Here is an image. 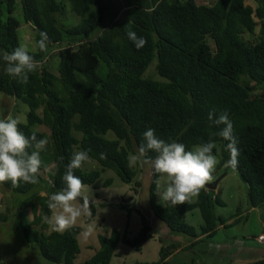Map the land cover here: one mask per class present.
<instances>
[{
    "label": "trees",
    "instance_id": "trees-1",
    "mask_svg": "<svg viewBox=\"0 0 264 264\" xmlns=\"http://www.w3.org/2000/svg\"><path fill=\"white\" fill-rule=\"evenodd\" d=\"M18 10L36 31L33 51L20 44ZM0 54V92L28 107L25 123L8 113L0 130V187L29 194L18 208L19 228L44 259L76 264L81 253V227L50 228L54 210L72 190L113 170L138 193L132 155L162 167L150 196L156 219L195 238L188 246L162 247L157 261L136 264H171L178 249L193 250L227 227L215 213L222 204L214 196L217 186L206 185L215 175L176 166L172 159L179 151L202 146L206 159L220 156V165L233 167L248 184L252 207L264 209V0L129 6L115 0H0ZM155 59L159 80L144 78ZM108 132L117 139L107 140ZM86 158L100 168L85 171ZM166 168L184 176L201 173L195 202L170 192L164 207L157 203ZM76 198L95 215V205ZM195 209L204 220L200 233L183 219ZM141 219L133 238L117 229L100 235V248L82 264H112L121 243L142 250L153 236Z\"/></svg>",
    "mask_w": 264,
    "mask_h": 264
},
{
    "label": "rangeland",
    "instance_id": "rangeland-1",
    "mask_svg": "<svg viewBox=\"0 0 264 264\" xmlns=\"http://www.w3.org/2000/svg\"><path fill=\"white\" fill-rule=\"evenodd\" d=\"M150 0H115L117 6H129L131 4H146ZM198 4L211 5L214 0H196ZM252 6H256L251 2ZM115 10V9H114ZM68 15L73 14L68 10ZM22 21L19 29L20 44L24 49L33 51L35 49L36 31L23 22L21 10L15 14ZM248 37V36H246ZM4 65V55L0 54V69ZM157 60L155 59L144 78L159 80L156 71ZM28 107L21 102H16L12 97L0 92V130L4 131L7 127L5 117L10 114L11 118L15 114L16 120L22 123L27 121ZM107 140H116L113 132H108L104 136ZM178 167L199 168V171L209 172L215 175L217 189L214 196H218L222 204L216 205L215 213L217 216L226 220V229H222L217 234L205 241L193 251V256L201 258L205 264H236L231 262V258L226 251H231L233 246L238 247L242 240L253 243V235L257 236L264 230L259 223V212L253 207L249 199V186L233 167L221 166V158L218 155H211L210 158L204 157V148L202 146L193 147L190 153L177 152L172 159ZM131 164L136 173L135 180L139 183L138 193L132 189L130 184L124 183L113 170H107L94 185L81 186L78 190H72L66 198L61 199L60 206L56 208L51 218V229L56 225L60 230H65L71 226L82 228V234L79 238L81 253L75 260L76 264H82L91 258L100 248L99 236H109L113 230L117 229L122 233L128 232V236L133 238L137 236L142 227L141 214L144 215L152 227V239H149L143 246V249L137 251L124 243L119 244L113 257L112 264H136L138 262H153L160 258L162 247L170 248L174 243H184L185 241L194 242L195 238L187 234L175 232L166 224L156 219L151 207L150 196L153 186L156 168H162L159 161L147 160L138 156H131ZM100 168L99 164L90 159H85L84 170L91 171ZM177 168H166L158 179V192L156 194L157 203L164 207L167 195L172 192L178 198L186 199L193 203L198 199V186L202 184L203 177L184 176ZM107 179H112V183L105 185ZM3 193H11L4 191ZM12 198L5 199L0 208V264H56L50 262L42 256L39 250L34 249L26 242L23 232L19 228L20 215L19 207L27 199L29 194L11 193ZM81 197L87 204L95 205V215H91L88 208L82 204ZM109 203L110 206H104ZM126 206V209H122ZM129 209V210H127ZM141 213V214H140ZM186 224L196 228L197 233L201 232L204 220L201 212L195 209L188 212L183 217ZM234 223H231V222ZM236 236L238 241L231 243H219L223 239H232ZM209 241L212 247L214 260L206 259L204 255L205 242ZM215 241V242H214ZM234 244V245H233ZM256 247L258 243L255 242ZM264 248V244L261 246ZM38 254V255H37ZM253 252L249 258H243L240 261L249 263L264 259L257 257ZM184 257L183 254L169 262L177 264Z\"/></svg>",
    "mask_w": 264,
    "mask_h": 264
},
{
    "label": "crops",
    "instance_id": "crops-1",
    "mask_svg": "<svg viewBox=\"0 0 264 264\" xmlns=\"http://www.w3.org/2000/svg\"><path fill=\"white\" fill-rule=\"evenodd\" d=\"M217 189V188H216ZM12 194L11 193H3L0 189V208L3 206L4 200L5 199H10L12 198ZM253 210H255V208H253ZM259 212V223L261 225V227L264 229V225L260 220V214H261V210L256 209ZM231 223H234L233 221ZM222 229H226V227L221 226L215 235L220 234L222 231ZM264 234V230L258 235V237L260 235ZM214 235V236H215ZM206 237L205 235L200 237L203 238ZM213 237V236H212ZM258 237L253 235V243L250 242V245L247 243V240H242V242L239 244L238 247L233 246V249L231 251H226L225 253L229 255V257H232L231 262H236V264H244V262H241L240 260L243 258H249L251 256V254H253V252L255 254H257V257H263L264 258V248H261V246L264 244V242H259L258 241ZM211 238V237H210ZM209 239V238H207ZM237 242L238 239L236 238V236H233L232 239H223L221 241H219V243H231V242ZM215 242V241H214ZM255 242L258 243V247H256ZM190 241H185L184 244L185 246L190 245ZM201 243V242H200ZM200 243H197L193 248L194 250L197 248L198 245H200ZM210 242L207 241L205 242V250H204V255L206 256L204 260H211V261H215L214 260V255H213V251H212V247L209 246ZM234 245V244H233ZM193 253H195V251L192 252V250L190 249H178L170 258V262H172V260L174 259V257L176 258L178 255L183 254L184 257H182V259L180 260V262H178L177 264H205L203 260H201V258L199 257H195L193 256ZM38 255V254H37ZM39 257H43L38 255ZM225 262H223L222 264H224Z\"/></svg>",
    "mask_w": 264,
    "mask_h": 264
},
{
    "label": "water",
    "instance_id": "water-1",
    "mask_svg": "<svg viewBox=\"0 0 264 264\" xmlns=\"http://www.w3.org/2000/svg\"><path fill=\"white\" fill-rule=\"evenodd\" d=\"M15 114L12 116V120H15ZM175 170H177V169H175ZM179 172H181V171H179ZM206 185L208 186V187H216L218 184H217V182H214V183H206ZM260 220H261V222L263 223V225H264V209H262L261 210V214H260Z\"/></svg>",
    "mask_w": 264,
    "mask_h": 264
},
{
    "label": "built area",
    "instance_id": "built-area-1",
    "mask_svg": "<svg viewBox=\"0 0 264 264\" xmlns=\"http://www.w3.org/2000/svg\"><path fill=\"white\" fill-rule=\"evenodd\" d=\"M258 241H259V242H264V234H262V235H260V236L258 237Z\"/></svg>",
    "mask_w": 264,
    "mask_h": 264
}]
</instances>
